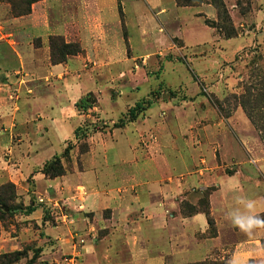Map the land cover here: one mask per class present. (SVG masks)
I'll use <instances>...</instances> for the list:
<instances>
[{"label": "rangeland", "instance_id": "rangeland-1", "mask_svg": "<svg viewBox=\"0 0 264 264\" xmlns=\"http://www.w3.org/2000/svg\"><path fill=\"white\" fill-rule=\"evenodd\" d=\"M198 1L200 4L197 6L208 5L214 16L198 14L200 24L194 22L198 20L191 18L193 10L197 9L195 6L184 12L182 17L180 15L183 22L190 20L188 26L177 23L180 29L174 32L175 20L160 25L161 35L157 30L152 33L160 36L155 38V46L159 49L147 58L124 65H109L104 69L95 61L87 62L82 72L87 81L83 80V84L88 90L73 106L75 112L64 105L62 99L66 93L63 92L58 101L60 106L55 107V111L47 110L44 108L46 99L43 101L38 96L46 95L48 89L46 91L45 86L35 89L39 92L37 96L33 95L36 99L34 108L29 111L28 134L33 150L50 142L46 144L48 151L57 154L54 157L60 158L64 170L58 179H77L79 173L73 174L76 170H83L87 156H90L92 148H96L93 164L109 175L104 180V184L108 183L106 187H122L131 182L128 177L132 175L137 183L142 178V170L151 172V182L160 178L175 179L178 176L175 171H179L177 168L180 167L179 156H182L185 169L194 166L191 169L194 176L188 177L197 181L203 182L212 175L210 170H219V173L236 176L245 189L248 181L264 184V172L256 171L258 153L264 152V103L255 101V96L260 94L255 90L258 80L264 77V12L262 15L259 13L264 1L222 0L238 31V36L231 39H225L215 28L221 23L210 0ZM0 3L8 6L10 17L19 18L12 15L5 0H0ZM175 5L178 7L176 0ZM119 15L127 53L130 52L127 35L131 48L142 52L138 33L126 30L121 8ZM194 24L204 28V32L192 28ZM208 29L216 35V41L227 40L228 50L219 42L209 41L213 36ZM202 41L207 42L193 46ZM36 44L40 45V41ZM8 99L14 101L17 96L10 94ZM146 101L150 102L151 108L145 106ZM137 103L146 108L135 121H129L128 111ZM68 113L72 117L66 120L64 115ZM52 116L63 121L60 128H55L59 137L46 127L49 138L41 139L42 128L47 126V119ZM2 135L8 138L7 134ZM63 140H66L64 148ZM26 145L29 146V142L22 146ZM68 146L70 151L63 156ZM11 150H17L16 144L11 145ZM38 153L39 158L45 155L44 151ZM183 174L180 180L187 177L186 173ZM112 175L116 180L112 179ZM91 176L89 173L88 177ZM202 182L189 186L188 192L191 193L185 200L192 206L198 205L207 189L211 190V195L216 188L208 182L205 186ZM160 183L162 187H167L166 181ZM217 184H221L219 180ZM157 186L149 185L152 189ZM25 194L20 195L16 189L15 199L8 203L21 207V210L12 215H0V264H100V257H92L91 248L95 239L98 241L107 236L109 229L100 231L95 226V211L85 208L88 195L84 190L78 188L71 193L61 192L60 189L54 192L46 188L35 190L33 182H29ZM127 195L133 196L131 192ZM184 203L183 200L178 205L180 216H184ZM29 205L40 209L33 219L23 212ZM102 214L110 216L108 210ZM260 215L264 217V213ZM136 216H140L139 212H134L133 218ZM214 226L216 232L215 222ZM201 235L197 234L200 240ZM261 245L264 248V239ZM14 253L21 255L15 257ZM4 255L11 258L3 259ZM228 260V255H225L224 260L202 262L228 264Z\"/></svg>", "mask_w": 264, "mask_h": 264}, {"label": "crops", "instance_id": "crops-1", "mask_svg": "<svg viewBox=\"0 0 264 264\" xmlns=\"http://www.w3.org/2000/svg\"><path fill=\"white\" fill-rule=\"evenodd\" d=\"M119 8L126 21L127 32L138 33L142 52L131 48L127 35L130 54L127 53ZM190 8L193 7H177L175 0H42L32 4L28 15L12 18L9 16L8 6L0 3V186L10 182L20 195L27 194L29 182H33L35 190L46 188L54 192L60 189L65 193L78 188L84 190L88 195L85 208L95 211V226L100 231L109 229L107 236L98 241L95 239V245L91 248L92 257H100V264H189L224 260L225 255H228V264H264V248L261 245L264 228L246 234L233 228L226 219L229 211L237 208L243 210L240 203L242 199L255 202V215L264 213V184L248 181L245 189L236 176L219 173V170H210L212 175L203 182L197 181L196 178L188 177L194 176L191 173L194 166L185 169L182 156H179L180 167L177 168L179 171H175V175L178 174L175 179L168 177L151 182V172L142 170V178L137 183L132 175L128 177L131 182L122 187H106L108 183L104 184V180L109 175L93 164L96 148H92L90 156H87L83 170H76L73 174L79 173L77 179L63 177L49 180L41 175L39 169L57 154L48 151L46 144L49 141L40 149L32 148V139L28 134L31 117L29 111L34 108V96L39 92L35 89L44 86L46 91L48 89L46 95L38 96L43 101L46 99L44 108L47 110L55 111V107L60 106L58 101L63 92L66 93L62 99L64 105L75 112L73 106L88 90L83 84L86 76L82 72L87 62L95 61L104 69L109 65H124L147 58L150 53L159 49L155 46V38L159 39L160 36L152 33L157 30L161 35L160 25H166L172 20L176 22L174 32L180 29L177 23L187 25L190 20L188 23L184 20L185 24L181 17ZM209 8L208 5L197 6L191 18H197L194 22L200 24L198 14L205 13L213 17L214 13ZM260 8L259 13L262 15L264 6ZM192 28L200 32L205 30L195 24ZM210 32L213 38L209 41L219 42L228 50L225 44L227 40L216 41V35L212 30ZM51 36H62L66 43L77 41L83 53L71 56L65 63L51 65ZM38 40L40 45L36 44ZM204 42L207 41L193 46ZM10 94L17 96L18 101H10ZM71 117V113L64 115L66 120ZM47 121L40 138H49V127L59 137L55 128H60L63 121L55 116ZM2 133L7 134L8 138ZM66 140L62 141L63 148ZM26 142H29V146H22ZM15 144L17 150L13 151L11 145ZM131 149L133 152L134 149ZM39 151H44L45 154L41 158ZM135 158L136 155L133 162ZM256 159V171L264 172V152L258 153ZM89 173L92 174L91 177H88ZM183 173L187 177L180 180ZM195 174L197 175L196 172ZM112 179L116 180V177L112 175ZM218 180L221 184H217ZM165 181L167 187H162L160 182ZM200 182L205 186L212 184L216 187L209 197V205L217 230L215 237L201 240L197 238V234L208 230L206 216L202 213L190 217L178 214V205L183 200L187 202L185 199L190 196L189 186ZM151 183L158 184L157 188H150ZM128 192L133 196L129 197ZM130 200L134 202H129ZM106 210L110 212L109 217L102 216V212ZM39 211L35 207L29 218L33 219ZM134 212H139L140 216L133 218ZM1 249L0 245V251Z\"/></svg>", "mask_w": 264, "mask_h": 264}, {"label": "trees", "instance_id": "trees-1", "mask_svg": "<svg viewBox=\"0 0 264 264\" xmlns=\"http://www.w3.org/2000/svg\"><path fill=\"white\" fill-rule=\"evenodd\" d=\"M42 0H5L10 5L11 13L14 17H21L28 15L31 11L32 4ZM178 7H195L200 4L198 0H176ZM210 4L214 7L217 13L218 20L220 25H216L215 28L223 35L225 39L236 38L238 36V31L234 27L231 16L222 0H210ZM82 52L81 45L79 43H66L61 36H51L49 37V53H50V62L52 65H58L64 63L69 56H76ZM256 92L260 93L255 101L259 104L260 102L264 103V77L260 78L257 83ZM145 106L150 105L149 101L144 102ZM145 107V108H146ZM145 108L142 107V103H137L133 108L128 111V120L134 121L139 113H141ZM78 128L74 131L75 138L77 137ZM70 147H66L63 151V156H67ZM40 173L47 179L57 178L64 174L63 167L60 162V158L54 157L51 161L45 163L40 170ZM210 189H207L205 192V197L198 202V205L192 206L190 203L185 202L182 206V214L184 217H190L196 214H204L207 218L208 230L207 232L201 235V238H213L216 236L214 230V220L211 217L209 210L208 199L210 196ZM16 196V189L12 183H6L0 186V215H12L16 211L21 210L19 206L9 205V202H12ZM200 207V208H199ZM6 208L8 211L6 212ZM35 211V207L32 205L24 208L25 214L29 215ZM6 212V213H5ZM260 216L261 215H257ZM211 229L213 231H211ZM210 233L208 234V232ZM19 253H14V256H20ZM3 259H10V255L2 256ZM18 258H15V260ZM189 264H218V262H197Z\"/></svg>", "mask_w": 264, "mask_h": 264}, {"label": "clouds", "instance_id": "clouds-1", "mask_svg": "<svg viewBox=\"0 0 264 264\" xmlns=\"http://www.w3.org/2000/svg\"><path fill=\"white\" fill-rule=\"evenodd\" d=\"M240 203L243 205V210L237 208L227 214L226 219L230 221L231 226L246 234H251L253 230L264 227V217L254 214L255 202L242 199Z\"/></svg>", "mask_w": 264, "mask_h": 264}]
</instances>
